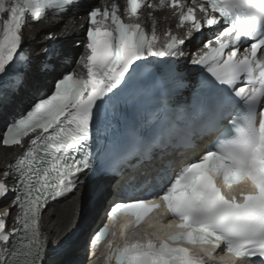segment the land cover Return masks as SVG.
<instances>
[{"label":"snow or ice","instance_id":"obj_1","mask_svg":"<svg viewBox=\"0 0 264 264\" xmlns=\"http://www.w3.org/2000/svg\"><path fill=\"white\" fill-rule=\"evenodd\" d=\"M81 4L0 0V105L27 86L34 59L40 73H57L51 93L0 132V147L19 150L0 171V201L11 196L0 264H50L48 204L158 153L168 162L153 180L130 178L105 209L90 256L111 231L105 264H264V0H99L26 51V31ZM77 29L75 57L48 43ZM55 61L74 66L58 72ZM139 85L160 99L120 144L110 135L117 102ZM189 88L190 101L177 104Z\"/></svg>","mask_w":264,"mask_h":264},{"label":"bare ground","instance_id":"obj_2","mask_svg":"<svg viewBox=\"0 0 264 264\" xmlns=\"http://www.w3.org/2000/svg\"><path fill=\"white\" fill-rule=\"evenodd\" d=\"M69 19L64 22L63 25L54 29L58 32L67 24L70 28L73 26V20ZM43 24V23H42ZM34 28H41V25H36ZM26 35H32L34 43H42L45 39L46 33L35 31L34 33L25 32ZM37 45V44H36ZM40 49V45L35 48V51ZM14 153V148H2L0 147V168L9 160V157ZM81 192H75L70 194L66 199L50 204L43 215V226L45 232L49 236L48 246L52 243L60 241L67 232L73 227L75 220L79 218L81 212ZM80 207V209H79ZM95 208L91 211L90 215L86 218L83 225H88L89 219L94 214ZM77 225V224H76ZM86 231V228H84ZM81 233V230L78 232ZM78 236L70 243V245L62 250L61 253L57 254L54 258L55 264H71L70 260L74 259L79 252L80 236ZM69 260V261H68ZM66 261V262H65Z\"/></svg>","mask_w":264,"mask_h":264}]
</instances>
